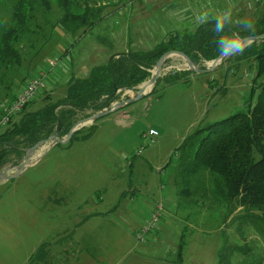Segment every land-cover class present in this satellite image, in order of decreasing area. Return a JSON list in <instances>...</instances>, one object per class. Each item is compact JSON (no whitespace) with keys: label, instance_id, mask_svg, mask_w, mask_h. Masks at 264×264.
<instances>
[{"label":"rangeland","instance_id":"1","mask_svg":"<svg viewBox=\"0 0 264 264\" xmlns=\"http://www.w3.org/2000/svg\"><path fill=\"white\" fill-rule=\"evenodd\" d=\"M163 1L49 0V7L39 5L22 50L25 61L19 75L27 80L14 88L9 98L43 70L48 73L46 90L24 114L39 111L66 97L72 77L86 78L94 67L106 65L112 57L129 51L146 52L181 30L196 29L195 25L186 29L191 20L184 25L167 21L159 11L167 4ZM230 2L237 5L234 19L264 18V3L226 0L229 6ZM14 4L15 0H3L0 6V33L11 24ZM153 4L158 9L150 6ZM66 12L70 16L85 15V27L76 34L72 22L71 31L63 28L59 22ZM177 26L181 27L173 29ZM239 58L240 54L227 55L212 71L197 73L189 70L183 57L172 55L164 61L160 85L153 95L155 86L143 100L86 122L67 143L50 141L44 145L48 146L45 152L38 150L21 176L0 184V264H65L66 255L77 249L82 221L95 210L112 216V223L121 226L120 232L116 229L95 240L94 256L99 257V249L109 248L113 264H218L223 235L229 245L243 250L227 255L229 264H264V239L258 233L248 226L238 232V221H226V206L217 205L212 197H201L196 190L187 200L179 195L176 185L183 157L179 149L184 141L213 126L217 131L227 130L229 123L224 122L248 114L258 102L264 79L255 82V62ZM51 62L57 64L56 68L51 69ZM213 62L202 60L196 67L211 69ZM155 70L135 90L118 91V101L103 111L136 99ZM180 75L184 79L179 83H164ZM7 98V91L0 86V103L9 102ZM94 115L80 114L76 124ZM151 129L159 133V138L146 147L143 135ZM141 146L146 148L136 156ZM27 153L21 160L13 157L1 173L16 175ZM163 188H167L171 200L167 211L176 215V220L166 214L168 236L161 233L141 245L136 239L137 227L159 203L165 207L164 202L156 204ZM99 198L105 202H99ZM239 214L235 212L234 217Z\"/></svg>","mask_w":264,"mask_h":264},{"label":"trees","instance_id":"2","mask_svg":"<svg viewBox=\"0 0 264 264\" xmlns=\"http://www.w3.org/2000/svg\"><path fill=\"white\" fill-rule=\"evenodd\" d=\"M49 4V0H15L11 24L0 33V86L7 91L8 101L14 88L27 80L21 79L19 73L23 70L22 50L30 24L39 5L47 8ZM85 18V15L70 16L66 12L59 24L71 31L69 22H72L76 25L73 29L76 34L85 27ZM253 22L254 28L241 35L256 41L244 49L239 61L255 62L257 82L264 79V18ZM229 28L235 30V26ZM217 38L213 24L209 23L171 35L167 42L152 50L129 51L118 58L112 57L106 65L94 67L86 78L72 77L63 100L33 113L24 114L25 110L20 119L0 132V173L13 157L21 160L27 151L52 136L66 138L80 114L110 109L118 101V91H133L145 84L151 77L150 71L166 54L182 53L195 65L202 60L215 61L221 56L215 43ZM183 76L169 77L164 83L167 86L179 83ZM159 85L158 80L151 95ZM260 90L258 102L248 114H238L223 123H229L227 130L217 131L213 126L199 130L184 141L179 149L183 157L176 185L179 195L187 200L193 198L195 190L205 199L212 197L217 205L226 206V221L239 222L238 232H244L243 227L248 226L264 239V84ZM237 211L240 214L234 217ZM223 236L218 264H229L227 255L243 250L229 245L228 237ZM244 252L247 253L245 249Z\"/></svg>","mask_w":264,"mask_h":264},{"label":"crops","instance_id":"3","mask_svg":"<svg viewBox=\"0 0 264 264\" xmlns=\"http://www.w3.org/2000/svg\"><path fill=\"white\" fill-rule=\"evenodd\" d=\"M162 1L163 0H160V2ZM228 1H232V0H228ZM166 3H167L166 6L162 4L163 6L159 7V11L162 14H164V16L166 17V20L169 21L171 24H183V25L186 23L187 20H191L189 22L190 26L186 28V29H191L195 25L194 24V13L198 11L202 5H207L209 3V0H167ZM210 4L215 9H225L226 10L229 7V4H226V0H212ZM150 6L152 8L156 7L155 9H158V6L155 4L150 5ZM180 27L181 26H177V27H174L173 29H179ZM183 31L181 30V32ZM18 92L19 91H17L15 95ZM11 98L13 99V97ZM12 99H10V101ZM130 113H132V110L131 112L130 111L125 112V115L130 114ZM26 169H28V167ZM26 169L20 174V176L26 171ZM165 189L167 188H163V190H161V193H160L161 199L158 202H156V204L159 203L160 201L164 202L165 207H166L164 217L166 214L171 215V212L167 211L168 210L167 208H169L167 206L170 205L168 202H170L171 200H169L167 190ZM132 193H135V190H132ZM47 198H50V197H47ZM130 199L133 200L135 198L131 197ZM150 199L151 198H149V200ZM103 201L104 199L99 198V202H103ZM148 202L149 201H145L144 203H148ZM98 207H101V206L98 205ZM173 207L175 211L178 209V206L177 207L173 206ZM98 211L100 210H95L91 213H88L85 216L84 220L82 221L81 231H78V230L75 231V232L78 231V235L76 237L79 238L77 242V249L73 252V254L66 255L65 264H113V262L115 261L109 248L108 249L104 248L102 250L99 249L98 251L99 257L96 258L94 256V251L96 250V246H95L96 238H100L102 236L107 237L108 235H110V233H112V231H117L118 228L121 227L119 226V224L116 225L112 223L113 222V220L111 219L112 216H105L102 211L101 212H98ZM153 211L154 210H151V212ZM175 216L176 215L172 214L170 216V219L176 220ZM149 217L139 222L137 229L141 228V226L144 224L145 221L149 219ZM167 218L165 217L161 225L158 227V229L151 234L150 238L148 239V242L151 239L159 238L161 233L164 234L166 237L168 236L166 235L167 231L165 229L167 224L164 225V222L167 220ZM118 231L120 232V230ZM115 235L119 236V234H115ZM122 240H126V238Z\"/></svg>","mask_w":264,"mask_h":264},{"label":"built area","instance_id":"4","mask_svg":"<svg viewBox=\"0 0 264 264\" xmlns=\"http://www.w3.org/2000/svg\"><path fill=\"white\" fill-rule=\"evenodd\" d=\"M256 4H261L264 0H253ZM56 63L51 62V69L56 68ZM48 73L41 70L35 75L26 86L20 90L15 97L9 102L0 103V132L8 128L16 117L20 116L26 108L32 104L45 90ZM146 140V147H150L156 143L159 138V133L155 130H150L143 135ZM146 147H140L136 156H140ZM165 214L163 203H159L155 211L150 215L149 219L144 222L140 230L137 232L136 239L139 244H145L151 234L161 225Z\"/></svg>","mask_w":264,"mask_h":264},{"label":"clouds","instance_id":"5","mask_svg":"<svg viewBox=\"0 0 264 264\" xmlns=\"http://www.w3.org/2000/svg\"><path fill=\"white\" fill-rule=\"evenodd\" d=\"M249 9L253 5L249 3ZM237 5L230 2V6L225 9H215L211 6L210 0L207 5L194 13V24L196 28L213 24V31L217 34L215 41L217 50L221 55L235 56L241 54L248 46V40L241 32H247L254 28V22L249 19H234V10ZM229 26H235L231 30Z\"/></svg>","mask_w":264,"mask_h":264},{"label":"water","instance_id":"6","mask_svg":"<svg viewBox=\"0 0 264 264\" xmlns=\"http://www.w3.org/2000/svg\"><path fill=\"white\" fill-rule=\"evenodd\" d=\"M247 40H248V43H250V42L252 43V42L256 41V38L247 39ZM172 55H179V56L183 57L188 62L189 70L197 72V73H206V72L212 71L227 56L226 54L225 55H221L218 59H216L213 62L211 69L202 70V69H198L196 67V65L187 56H185L184 54L178 53V52H170V53L166 54L165 56H163L161 58V60L158 62L157 67H156V72L152 76L150 82L148 83L150 86L153 87V86L156 85L158 79L160 78V74H161V70H162V66L164 64V61L168 57H170ZM145 97H147L146 92H145V90L142 89L140 91V93L138 94V97L136 99H130V100L126 101V102H122V103L116 104L109 111H102V112L95 113L94 116L88 118L86 121L77 123L74 126V128L72 129V131L70 132V134L66 138L61 139V138H59L58 134H56V135L52 136L49 140L43 141L42 143H40L39 145L35 146L34 148H32L31 150L28 151V153L26 155V160H25V162L23 164H21L17 168L16 175L10 176L8 173H0V184L2 182H4V181L5 182L9 181L11 178L19 176L27 167H29L30 166V158H32V156L40 149L41 146H44V145L48 144L50 141H54L55 143H58V144L67 143L70 139H72V137L77 132H79L78 128L80 126H82L83 124H85L86 122H91V123L95 122L96 120H98L100 118H103V117H105V116H107V115H109L111 113H114L115 111L123 108L124 106L133 104V103L138 102L140 100H143Z\"/></svg>","mask_w":264,"mask_h":264},{"label":"bare ground","instance_id":"7","mask_svg":"<svg viewBox=\"0 0 264 264\" xmlns=\"http://www.w3.org/2000/svg\"><path fill=\"white\" fill-rule=\"evenodd\" d=\"M212 65V64H211ZM156 71V70H155ZM154 71V72H155ZM143 90H145L146 93H149L151 90H152V86H150L149 84H146L145 86H143L142 88ZM48 148V146H41L40 149H39V152H45V150ZM40 153L39 154H36V158L34 160H36L38 157H39ZM14 171V170H13ZM13 173V172H11Z\"/></svg>","mask_w":264,"mask_h":264}]
</instances>
